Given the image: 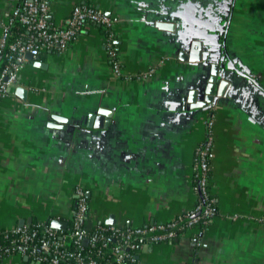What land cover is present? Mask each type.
Masks as SVG:
<instances>
[{"label":"crops","instance_id":"0c3cea01","mask_svg":"<svg viewBox=\"0 0 264 264\" xmlns=\"http://www.w3.org/2000/svg\"><path fill=\"white\" fill-rule=\"evenodd\" d=\"M16 2L0 0V20ZM75 3L116 19L122 75L93 22L60 53L25 55L24 98L16 86L0 98V230L66 223L74 185L85 192L87 229L185 211L210 110L214 214L204 229L140 246L134 264H264V0H47V19L64 23ZM213 63L222 91L190 107L187 93L202 100ZM0 264L31 261L9 255Z\"/></svg>","mask_w":264,"mask_h":264},{"label":"built area","instance_id":"2783aa9c","mask_svg":"<svg viewBox=\"0 0 264 264\" xmlns=\"http://www.w3.org/2000/svg\"><path fill=\"white\" fill-rule=\"evenodd\" d=\"M47 9V0H17L7 17L0 20V98L17 86L18 73L26 61V54L35 57L41 49L62 52L86 22L102 24L109 29L106 37H103L104 52L114 75L121 77L120 61L112 44L115 18L105 16L93 6L75 3L64 23L55 24L47 19ZM15 24L20 25L22 31H13ZM150 73L151 69L143 75ZM213 124L214 116L209 110L204 119L203 139L193 148L190 167L193 199L185 211L167 220L138 226L97 224L94 231L88 234L83 225L87 210L85 192L81 186L74 185V207L67 219L70 221V231L65 233L66 227L58 229L43 222H37L32 227L20 226L4 230L0 233V259L20 255L26 256L33 264H97L95 259L85 258L81 254L80 242L86 240L93 247L98 239L107 235L116 242L109 248L116 262L134 261V256L130 258L127 250L136 252L146 243L169 242L176 236L175 229L194 228L198 221H205L211 214V201L202 203L198 198H205L207 192L208 161L213 157ZM68 240L73 245L71 248L65 244ZM102 245L105 246V242Z\"/></svg>","mask_w":264,"mask_h":264},{"label":"trees","instance_id":"16d2710c","mask_svg":"<svg viewBox=\"0 0 264 264\" xmlns=\"http://www.w3.org/2000/svg\"><path fill=\"white\" fill-rule=\"evenodd\" d=\"M93 24H96L98 26V29L100 30L101 34L103 35V37L104 36L106 37L109 29L107 27L102 26V24H97V23H93ZM12 30L16 31V32H20V31H22V28H21L20 25L15 24V26L12 28ZM209 162L210 161H208V165H209ZM209 182H210V172H209V169H208L207 192H206L205 198L199 197L198 200L201 201L202 203H205V201L207 202L208 200L211 201L210 202L211 214L207 218H205V221H203V219H202V221L200 220L194 225V228H197V229H204L209 224V222H210V220H211V218H212V216L214 214L215 199H214L213 194L209 190ZM73 207H74V204H73ZM85 219H86V215H85ZM49 220H51V219L48 218L43 223L49 224ZM153 222H157V221H153ZM35 223H37V222H34L29 227H32ZM66 224H67V226H66V229L64 230V232L68 233L70 231V229H71L70 228V221L67 220ZM100 225H102V224H100ZM94 229H95L94 227L90 228V229L86 228V231H87L88 234L89 233L91 234L94 231ZM2 231H4V230H0V233ZM175 231H176V236L175 237H179L186 230L185 229H182V230L175 229ZM102 242H105L106 245L103 246ZM65 244H66V246L68 248H71L73 246L70 240H68ZM115 244H116L115 240L113 238L107 236V235H105L103 238L98 239L95 242L93 247H91L86 241H85V243L80 242V245H81V248H82L81 249V254L85 258H93V259H95L97 264H134L135 260L134 261L124 260V261H122L120 263H118V262H116L114 260V255L110 251L109 248L114 246ZM126 252L129 253L130 258H132L135 255V251H133V250H127ZM61 264H68V262H61Z\"/></svg>","mask_w":264,"mask_h":264},{"label":"water","instance_id":"95a60500","mask_svg":"<svg viewBox=\"0 0 264 264\" xmlns=\"http://www.w3.org/2000/svg\"><path fill=\"white\" fill-rule=\"evenodd\" d=\"M27 58L30 59L32 58L29 54H26ZM216 77H217V64L213 63L210 65V69H209V76L207 77V80L205 82L204 88H203V92L204 95L202 97V100H195V91H189L185 97L186 101L190 103V107H195V108H203L205 107L208 103L212 102L213 98H214V91L215 88H217L216 93H220L223 89L224 86V82H220V84L218 83L216 85ZM14 92L16 94H18L20 97L24 98L26 90L20 86H16ZM183 100V99H182ZM99 113H101L102 116L104 117H108V115L106 114L107 112H101L98 111ZM101 116V117H102ZM54 118V117H53ZM106 118L103 119L101 118V124L98 123V125H106ZM55 120H59V121H64L62 118H54ZM89 120H90V116H89ZM88 120V121H89ZM96 120H100L99 118H96ZM87 126H89V124H87ZM93 126H95V124H93ZM49 225L51 227L54 228H58V229H65L66 227V223L65 221L62 220H58V219H51L49 222ZM86 240H83L82 243H85ZM24 260H28V258L26 256H23ZM32 264V262H31Z\"/></svg>","mask_w":264,"mask_h":264}]
</instances>
